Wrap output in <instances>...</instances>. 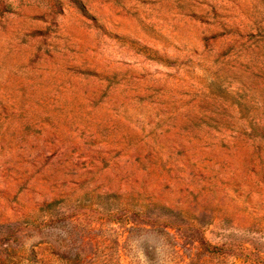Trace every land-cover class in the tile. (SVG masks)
<instances>
[{
  "label": "rangeland",
  "instance_id": "1",
  "mask_svg": "<svg viewBox=\"0 0 264 264\" xmlns=\"http://www.w3.org/2000/svg\"><path fill=\"white\" fill-rule=\"evenodd\" d=\"M0 264H264V0H0Z\"/></svg>",
  "mask_w": 264,
  "mask_h": 264
}]
</instances>
